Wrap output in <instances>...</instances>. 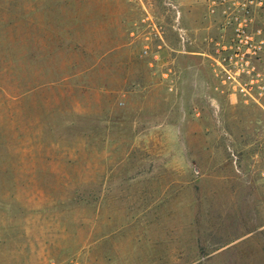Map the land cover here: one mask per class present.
<instances>
[{
	"label": "rangeland",
	"instance_id": "1",
	"mask_svg": "<svg viewBox=\"0 0 264 264\" xmlns=\"http://www.w3.org/2000/svg\"><path fill=\"white\" fill-rule=\"evenodd\" d=\"M260 1L0 0V264H264Z\"/></svg>",
	"mask_w": 264,
	"mask_h": 264
},
{
	"label": "built area",
	"instance_id": "2",
	"mask_svg": "<svg viewBox=\"0 0 264 264\" xmlns=\"http://www.w3.org/2000/svg\"><path fill=\"white\" fill-rule=\"evenodd\" d=\"M258 3L262 6L263 0ZM244 8V13L240 17H236V22L238 23L233 24L236 67L238 68L237 73L239 76L250 71H255L257 64L264 62V30L259 28L256 31H250L247 28L245 21L249 19L250 13L247 5ZM261 88H264V86Z\"/></svg>",
	"mask_w": 264,
	"mask_h": 264
}]
</instances>
